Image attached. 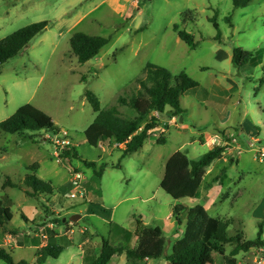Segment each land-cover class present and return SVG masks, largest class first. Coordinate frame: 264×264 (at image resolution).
Listing matches in <instances>:
<instances>
[{"label": "rangeland", "instance_id": "obj_1", "mask_svg": "<svg viewBox=\"0 0 264 264\" xmlns=\"http://www.w3.org/2000/svg\"><path fill=\"white\" fill-rule=\"evenodd\" d=\"M215 16L222 42L214 40L217 29L209 22ZM228 16L231 23L226 21ZM41 21H49L51 26L32 41L27 52L9 60L1 71L0 123L21 106L32 104L54 119L60 127L58 135L64 136L68 143L62 146L64 152L58 158L51 144L54 136L51 132L30 133L34 140H29L0 131V200L13 213L8 231L0 228V248L12 251L15 262L37 264L36 250L30 244H51L56 230L63 234L73 228L84 236L90 234L100 246L103 239L133 246L135 240L122 239L117 231H112L111 223L130 230L135 227L136 217L142 216L147 226L157 225L164 231L170 254L175 238L167 229L173 206L194 207L198 200H175L161 189L165 164L178 151L191 159L208 151L199 142L191 143L199 137L194 130L201 129L194 122L200 117L194 97H206L217 80L220 88L229 89L227 79L240 88L229 101L237 109L236 118L227 122L234 127L236 142H232L227 131L225 138L219 137L222 144H215H227V149L234 147V150H226L223 160L208 168L207 178L211 180L227 167L229 180V189H223L221 199L216 201L218 212L210 214L233 219L230 236L244 232L247 240H255L260 222L253 210L264 196V160L257 156L264 147V83L260 84L264 72L249 65L237 68L229 62L219 63L216 50L222 46L232 54L235 47L248 51L264 48V0H252L247 8L238 9L233 7L232 0H0V40ZM175 24L195 37L199 42L196 49H190L173 31ZM78 32L111 40L96 58L80 64L71 54L69 39ZM148 63L162 66L174 75L185 72L200 84L197 91L184 97L190 107L185 121L181 124L175 117V126L163 125L159 132L155 130L148 141L149 144L153 139L156 141L148 153L140 149L123 156L124 147L111 141L97 148L88 145L84 132L96 114L86 92L91 91L99 98L102 109L115 106L125 90H135V80L143 76ZM245 109L249 110L246 117ZM119 110L125 118L134 116L127 107ZM170 119L168 112L162 115V123ZM244 119L249 121L248 125L244 126ZM184 126L189 130H184ZM249 130L261 140L255 147H250ZM161 137L166 139L165 144H158ZM72 146L79 158L67 157L66 152H71ZM234 151L239 163H235ZM85 161L96 162L98 168L102 164L109 166L99 178ZM32 165L37 166V176L51 184L53 196L31 198L19 188H3L7 178L23 186ZM76 172L83 175L85 195L71 199V181ZM206 194L201 195L202 201H207ZM76 214L83 216L76 224L65 226L59 221L64 218L69 221ZM50 223L55 228L54 234L48 227ZM40 228H45L47 241L37 236ZM23 242L27 248H18ZM232 249L227 246V253ZM74 250L70 248L46 264H67ZM251 251L254 260L261 254L256 248ZM245 257L246 253H242L239 259ZM115 258L110 264L127 262L124 255ZM0 264L6 263L0 260ZM72 264H78V259H73ZM208 264H214L213 259Z\"/></svg>", "mask_w": 264, "mask_h": 264}, {"label": "trees", "instance_id": "obj_2", "mask_svg": "<svg viewBox=\"0 0 264 264\" xmlns=\"http://www.w3.org/2000/svg\"><path fill=\"white\" fill-rule=\"evenodd\" d=\"M252 0H232L233 7L247 8ZM231 23L229 16L226 18ZM217 29L214 40L222 42V32L216 16L209 19ZM51 26L49 21L30 24L0 40V75L4 65L11 59L24 54L30 48L32 41L44 34ZM179 38L192 50L199 46L195 37L182 29L179 24L173 26ZM111 38L91 36L82 32L75 33L70 38L71 54L80 64H86L96 58L100 51L110 43ZM264 57V49L257 51L244 50L241 47L233 49V64L237 68L247 65L259 66ZM263 83V80H260ZM135 90L126 91L119 95L115 106L102 109L99 98L91 91L86 92V99L96 114L94 121L86 128L84 134L86 142L92 147H99L106 142L122 145L124 154L135 153L140 150L152 133L159 128V116L169 113L171 117H183L186 109L182 106L184 94L196 90L200 84L185 72L172 74L166 68L148 63L144 68L143 76L135 80ZM119 107H127L134 112L132 118L121 115ZM0 131L5 134L22 136L34 140L30 133L51 132L58 135L60 127L46 112L32 104L21 106L15 114L0 123ZM165 138H160L158 144H165ZM66 152L67 157L79 158L75 147ZM227 146L215 145L211 150L197 159H190L181 151L174 153L166 162L165 173L161 182V189L175 200L185 198L195 199L204 185L206 169L215 161L221 160L226 153ZM85 165L94 169L97 177L103 176L107 166H97L96 162L85 161ZM112 167H116L112 165ZM37 166L28 168L23 180V186L6 179L3 188H19L31 198L52 196L53 188L50 183L37 176ZM227 168H223L214 183L226 179ZM36 173V174H35ZM213 184H209L208 188ZM28 188V190L25 189ZM186 214L184 231L167 253V241L159 227H149L143 220L136 217L137 229L131 233L122 226L111 223L112 231H117L124 240L129 242L137 238L135 245L113 244L103 239L100 252L93 259H87L85 264H109L115 255H124L130 264H138L146 260H160L165 258L167 264H208L213 259L214 264H237V256L248 253L253 248H264L263 225L259 224V231L255 240H245L244 232L235 236L229 235L233 219H221L211 216L201 205L186 207L177 204L173 207V217L178 225H182L181 216ZM13 213L5 202L0 200V227L8 231L7 225L12 221ZM60 222L63 221L59 220ZM66 221L65 224H68ZM227 246L233 247L227 253ZM65 248L58 244H47L36 251V263L46 264L52 258L57 259ZM0 260L6 264H28L21 260L15 262L12 253L0 248Z\"/></svg>", "mask_w": 264, "mask_h": 264}, {"label": "crops", "instance_id": "obj_3", "mask_svg": "<svg viewBox=\"0 0 264 264\" xmlns=\"http://www.w3.org/2000/svg\"><path fill=\"white\" fill-rule=\"evenodd\" d=\"M69 39H70V37H69ZM261 49H264V48H261ZM216 58H217L219 63L225 61V62H229V63L233 64V62H232L233 53L231 54V52L228 49H224L222 46L217 48V50H216ZM254 68H259V69H261L264 72V60L262 61V63L259 66L254 67ZM260 80H263V83H264V79H260ZM227 81L231 85V87L229 89L220 88L221 87L220 81L217 80L216 82H214L215 86L213 88L211 87V90H210L211 92H207V96L206 97H202V98L194 97L195 101H196V104L198 106L197 108L199 109V113H200L199 119L195 120L194 122H195V125L198 126L199 128L201 127V129L194 130L195 131V135H198L199 137L192 139L191 143L199 142L203 146H206L208 148V151L211 150L214 147V145L212 144V141H213L214 138H216V137H222V138L224 137L225 138L224 134L227 131L230 132V137L233 138V136H234V133L232 131V129L234 127L231 126V125H227L228 124L227 122L230 121V119L235 120L236 115H237V109L233 105L231 106L229 104V101L232 99V97L234 95H237L240 92V88H239L238 84L236 82L232 81L231 79H227ZM199 88H200V86L197 89H199ZM197 89L194 90V91H197ZM194 91L186 93L182 97V106L186 109V114H184V116H183V122L185 121L187 113L189 112V108H190V107H188L186 105V103L184 101V97L189 95V94H191V93H193ZM193 111H194V109L192 110V112ZM248 114H249V110L245 109L244 116L246 117ZM174 118L175 117H172V119L167 120L166 122L164 121V123H162L163 122L162 116H160V118H159V128H158L157 131L159 132L162 129L163 125L166 128L175 126V124H174L175 119ZM180 118H179V122H180ZM243 121H244V126L249 124V121L247 119H244ZM183 122H180V123L182 124ZM183 128H184V130H189L188 126H184ZM248 133H253V134L257 135L256 132H253V131H250V130L247 132V135H248ZM152 134H154V133H152ZM151 139L152 138L150 137V140ZM258 140H259V138H258ZM154 141H156V140L153 139L151 141V144H153ZM165 141H166V139H165ZM259 141H261V140H259ZM151 144H149V141H146V143L141 148V150H144L145 152L148 153L152 149V145ZM227 150H232V152H233L234 147H232L230 149L228 148ZM184 154H186V153H184ZM234 156H236L235 163H239V158H237V154H236L235 151H234ZM223 158L221 160H223ZM221 160H217V161H221ZM224 161H225V159H224ZM208 168L206 169V174H205V177H204V185H203V187H202V189H201V191L199 193V196L197 198H195V199L198 200V205L203 206L208 211V213L210 214L211 211L218 212L219 207H218V204H217L216 201L221 199V195L223 194V189H229V187H228L229 186V180H228V177L226 178L227 182L222 181V180H225L224 178L219 180L217 182L219 186L216 187V183L213 184V181L220 174L212 176L211 177L212 179L209 180L210 178H207ZM224 168H227V167H224ZM209 184H213V186L208 188ZM204 192H207V194H206L207 201H202L201 200V197H202L201 195L204 194ZM98 200L100 201V199H98ZM220 201H222V200H220ZM89 202H94V201L91 200ZM184 206H186V205H184ZM255 206L256 207L253 210V214H254L255 218L257 220H259V222H260L259 224L263 225V237H262V239L264 241V196L258 201V203ZM189 208H191V207H189ZM84 212L87 213L86 210ZM80 213L82 214V212H80ZM56 215H57V212H56ZM213 217L220 218L219 216H213ZM62 218H64V216L61 215V219ZM82 218H83V216L81 215V219ZM139 218L143 220L142 216H140ZM181 219H183L184 222L182 221V225H178L176 223V219H174V217H173V212L171 213V216H169V218H168V220H170L171 223H170V228L167 229V231H168L169 234H173L174 235V238H175L174 244L176 243V241L179 238H181V235H182V233L184 231V225H185V219H186L185 214H183L181 216ZM221 219H224V218H221ZM174 220H175V222H174ZM44 221H47V220L44 219ZM143 222H144V220H143ZM72 224L73 223L69 221V223L66 224L65 226L72 225ZM144 224H145V222H144ZM176 224H177V226H176ZM48 227H50L51 233L54 234V229L55 228H54L53 224L50 223L48 225ZM154 227H158V226L156 225ZM177 227H178V229H177ZM136 229H137V223H136V220H135V227H132L128 231L133 233V232L136 231ZM57 232H58V230H56V234H54V236L55 235L56 236L53 237L52 240H51L52 244H58V245L63 246L65 248L63 253L68 252L70 250V248H74L75 249L74 250L75 252H72V254L70 255V259H69L67 264H72V260L73 259H78V264H85L88 258H89V260H91V259H93L94 256H97L99 254V253H97V251H98V249L101 248V246L97 242L94 241L93 237H91L90 234H87L86 236H84L82 233H80L75 228L71 229L69 232L65 231L63 234H59ZM163 233H164V231H163ZM244 237H245V233H244ZM134 240H135V243H134V245H135L137 238H134ZM245 240H247L246 237H245ZM251 241H253V240H251ZM30 245L33 248H35L36 251H37V249H39V247H43L42 245L41 246H38V245H35V244H30ZM173 245H172V247H173ZM27 246L28 245H26L23 242L22 246H18V248L21 247L20 249H26ZM11 253H12V251H11ZM241 254H239L237 256V264H254V262H253L254 261V252L253 251H250V252L246 253V257L243 258V260L239 259V256ZM168 255H169V253H168ZM116 256L117 255L112 257V259L109 262V264L116 259L115 258ZM119 259L121 260L122 258H119ZM126 264H129L128 260H127ZM140 264H167V260L165 258L160 259V260H146V261L140 262Z\"/></svg>", "mask_w": 264, "mask_h": 264}, {"label": "built area", "instance_id": "obj_4", "mask_svg": "<svg viewBox=\"0 0 264 264\" xmlns=\"http://www.w3.org/2000/svg\"><path fill=\"white\" fill-rule=\"evenodd\" d=\"M155 115L157 117H160L158 113H156ZM247 136L251 140L250 147H255V144H257L259 142L258 136L256 134H253V133H248ZM51 138H52L51 144L53 146L54 155L59 158V157H61V154H63V152H64V150L62 149V146L68 142L65 141L64 136H60V135H54ZM43 140H45V139H43ZM232 142H234V143L236 142L235 136H233ZM217 143L222 144V140L219 137L214 138L212 141L213 145H215ZM224 146H227V144ZM257 156L261 157V161L264 160V147H262L260 150H258ZM71 183H72V190L70 193V198L76 199V198L83 197L85 195V189H84V184H83L84 183L83 175L79 172L74 173ZM57 217H60L59 212H57ZM86 231H87V229H86ZM82 232H84V231H82ZM37 236L41 237L43 241H47L49 239L48 235L45 232V228H40ZM256 249L259 250L261 252V254H259V256L256 258V260H254L255 264H264V248H256Z\"/></svg>", "mask_w": 264, "mask_h": 264}, {"label": "water", "instance_id": "obj_5", "mask_svg": "<svg viewBox=\"0 0 264 264\" xmlns=\"http://www.w3.org/2000/svg\"><path fill=\"white\" fill-rule=\"evenodd\" d=\"M180 122H183V117L180 118ZM80 219H81V215H80V214H76V215H73V216L70 218L69 221L76 223V222H78ZM66 221H67L66 218L63 219V222H64V223H65Z\"/></svg>", "mask_w": 264, "mask_h": 264}]
</instances>
